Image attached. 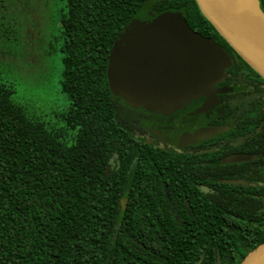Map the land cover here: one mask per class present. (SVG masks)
<instances>
[{"label": "trees", "instance_id": "1", "mask_svg": "<svg viewBox=\"0 0 264 264\" xmlns=\"http://www.w3.org/2000/svg\"><path fill=\"white\" fill-rule=\"evenodd\" d=\"M60 1L65 127L49 129L30 119L0 76V264H196L212 245L210 261L219 254L221 261L240 264L264 242V171L249 178L258 186L216 181L208 219L191 196L188 207L173 192L180 187L175 166L193 159L137 151L117 121L119 98L107 81L113 44L142 10H179L206 37H220L216 29L195 0ZM261 154L264 166V149ZM153 179L160 181L156 193L150 191ZM149 213L168 228L164 241L132 232Z\"/></svg>", "mask_w": 264, "mask_h": 264}, {"label": "water", "instance_id": "2", "mask_svg": "<svg viewBox=\"0 0 264 264\" xmlns=\"http://www.w3.org/2000/svg\"><path fill=\"white\" fill-rule=\"evenodd\" d=\"M195 1L218 34L264 78V12L260 0ZM230 66L232 58L226 50L192 29L181 11L153 14L142 10L125 24L113 44L107 81L113 96L127 105L170 114L202 96L207 97L205 108L213 105L217 99L215 84L223 80ZM220 131H199L189 140ZM256 158L237 155L223 163ZM220 182L246 184L241 180ZM122 201L126 204L128 197ZM240 264H264V242L251 249Z\"/></svg>", "mask_w": 264, "mask_h": 264}, {"label": "flooded vegetation", "instance_id": "3", "mask_svg": "<svg viewBox=\"0 0 264 264\" xmlns=\"http://www.w3.org/2000/svg\"><path fill=\"white\" fill-rule=\"evenodd\" d=\"M220 37L210 38L231 56L232 66L226 69L223 80L215 84L217 99L210 107L205 108V96L192 100L185 107L170 114L131 107L120 98L114 102L117 121L137 143V151L147 154H174L180 158L193 159L190 164L181 162L175 166L180 187L173 192L180 193L179 197L183 195L188 207V196H191L194 202L199 203L201 214L207 215L208 219H213L214 216L216 181L222 183L221 180H241L246 184L235 186H258L260 182L249 178L258 177L264 171L263 164L259 163L264 149V78ZM212 128L221 131L189 140L191 134ZM237 155H253L258 158L248 162L223 163L225 159ZM217 166L221 177L216 175ZM136 172L134 169L132 177ZM133 182L132 180V185ZM150 184L151 193L158 192L156 187L160 181L153 179ZM163 184L167 189L168 182L163 181ZM147 198L149 202L156 199ZM134 209L138 210L139 206L134 205ZM143 219L144 224L134 222L132 232L156 235L155 238L150 237V240L164 241L169 233L168 228L159 226L162 223L159 224L158 218L151 217L150 213L145 214ZM207 232L211 230L208 229ZM212 246H205L206 249H203L196 264H228L221 261L219 254H215L217 256L214 262L210 261Z\"/></svg>", "mask_w": 264, "mask_h": 264}, {"label": "rangeland", "instance_id": "4", "mask_svg": "<svg viewBox=\"0 0 264 264\" xmlns=\"http://www.w3.org/2000/svg\"><path fill=\"white\" fill-rule=\"evenodd\" d=\"M62 8L60 0H0L2 81L30 119L55 130L65 127L62 116L69 107L61 90Z\"/></svg>", "mask_w": 264, "mask_h": 264}]
</instances>
